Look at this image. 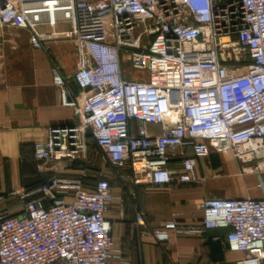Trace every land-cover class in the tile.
<instances>
[{
	"label": "built area",
	"instance_id": "obj_1",
	"mask_svg": "<svg viewBox=\"0 0 264 264\" xmlns=\"http://www.w3.org/2000/svg\"><path fill=\"white\" fill-rule=\"evenodd\" d=\"M4 27L27 32L33 49L71 39L77 54V91L52 68L76 122L48 128L33 145L36 160L85 170L88 131L99 159L129 166L134 184L197 182L196 161L211 152L264 169V0H0ZM230 47L244 55L224 75L221 48ZM83 177L53 176L19 194L18 213H0V264H130L113 247L109 180L88 186ZM33 192L47 199H29ZM199 206V225L171 219L152 237L227 227V247L264 264V197ZM135 221L147 225L141 212Z\"/></svg>",
	"mask_w": 264,
	"mask_h": 264
},
{
	"label": "crops",
	"instance_id": "obj_2",
	"mask_svg": "<svg viewBox=\"0 0 264 264\" xmlns=\"http://www.w3.org/2000/svg\"><path fill=\"white\" fill-rule=\"evenodd\" d=\"M66 28L67 24H59L56 30ZM19 31L7 37L15 44L0 50V213L10 214L21 209V192L32 191L53 176H77L71 168L60 169L33 156V145L47 140L48 128L76 122L52 83V68L57 66L73 85L77 61L73 41L60 36L46 40L43 49H33L27 32ZM1 37L7 42L5 34ZM185 152L190 153V147ZM254 165L234 159L227 151L211 152L196 161L199 181L165 185L134 184L129 166L112 175L103 172L115 195L106 211L113 247L130 264H253L246 262L245 252L227 247V227L198 234L171 233L163 243L155 241L151 230L171 219L199 225V204L208 197H264V169L254 170ZM29 199L47 198L33 192ZM137 212L144 215L146 227L136 224Z\"/></svg>",
	"mask_w": 264,
	"mask_h": 264
},
{
	"label": "rangeland",
	"instance_id": "obj_3",
	"mask_svg": "<svg viewBox=\"0 0 264 264\" xmlns=\"http://www.w3.org/2000/svg\"><path fill=\"white\" fill-rule=\"evenodd\" d=\"M5 34V40H8V35H11L12 37H15L21 32L17 29L14 28H2L0 30V50L3 48H6L8 45H14L15 42H4L2 40V35ZM232 41L236 39V36H232ZM238 54L239 56H243L244 53L242 51H239L236 47H230V48H221V53H220V61H221V66L223 68V73L224 75H227L228 73L232 72V69L235 68L234 65H236L235 61V54ZM125 69L128 68V65L125 64ZM86 142H87V150H86V156L89 160L85 170H77L73 168L72 164H68L66 167L61 168V169H66V168H71L72 170L76 171L77 176H73L74 178H78L83 174V179L86 182H91L93 179L97 177H103L101 174L103 172H107V174L112 175L114 173L115 168H112L111 166L103 163L98 156V149L96 148L94 141L89 135V132H86Z\"/></svg>",
	"mask_w": 264,
	"mask_h": 264
},
{
	"label": "trees",
	"instance_id": "obj_4",
	"mask_svg": "<svg viewBox=\"0 0 264 264\" xmlns=\"http://www.w3.org/2000/svg\"><path fill=\"white\" fill-rule=\"evenodd\" d=\"M71 88L74 90V91H77V87H76V84L73 82V85L71 86ZM107 165H109V166H111L112 168H115V170L116 169H119V168H116V167H114V166H112L111 164H107ZM73 167H75L74 165H72ZM75 168H77V167H75ZM78 169V168H77ZM114 170V171H115ZM83 181H84V183L86 184V185H88L90 182H86L84 179H83Z\"/></svg>",
	"mask_w": 264,
	"mask_h": 264
}]
</instances>
